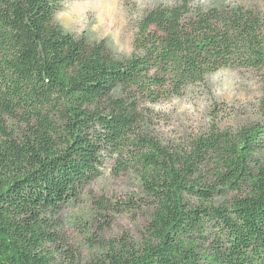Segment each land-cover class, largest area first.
I'll use <instances>...</instances> for the list:
<instances>
[{
    "label": "trees",
    "instance_id": "16d2710c",
    "mask_svg": "<svg viewBox=\"0 0 264 264\" xmlns=\"http://www.w3.org/2000/svg\"><path fill=\"white\" fill-rule=\"evenodd\" d=\"M62 0H0V264H264L260 120L170 148L142 129L146 103L224 68L264 69V14L243 5L157 6L117 58L55 22ZM114 161L149 218L81 263L49 221ZM49 244L55 245L51 250Z\"/></svg>",
    "mask_w": 264,
    "mask_h": 264
},
{
    "label": "rangeland",
    "instance_id": "374dc122",
    "mask_svg": "<svg viewBox=\"0 0 264 264\" xmlns=\"http://www.w3.org/2000/svg\"><path fill=\"white\" fill-rule=\"evenodd\" d=\"M180 0H62L55 22L89 44L103 43L117 58L132 52L138 23L157 6H172ZM204 8L243 5L264 14V0H189ZM264 99V69L224 68L211 74L204 85L191 86L180 96L146 103L143 131L162 144L177 148L217 126L237 131L260 120ZM264 155V152L261 156ZM108 161L102 174L81 190L63 210L49 218L57 245L69 253L60 258L84 263L109 243L123 238L139 240L149 210L127 203L137 199L142 186L135 169L113 173ZM53 251L55 245H48Z\"/></svg>",
    "mask_w": 264,
    "mask_h": 264
}]
</instances>
